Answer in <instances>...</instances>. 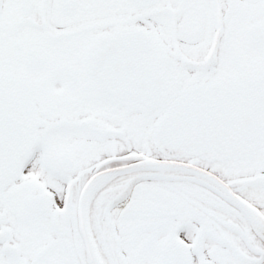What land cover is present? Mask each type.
Wrapping results in <instances>:
<instances>
[{"label": "snow or ice", "instance_id": "obj_1", "mask_svg": "<svg viewBox=\"0 0 264 264\" xmlns=\"http://www.w3.org/2000/svg\"><path fill=\"white\" fill-rule=\"evenodd\" d=\"M0 264H264V0H0Z\"/></svg>", "mask_w": 264, "mask_h": 264}]
</instances>
